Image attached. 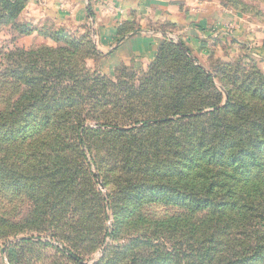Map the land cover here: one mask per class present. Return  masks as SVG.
I'll return each mask as SVG.
<instances>
[{
	"label": "rangeland",
	"instance_id": "374dc122",
	"mask_svg": "<svg viewBox=\"0 0 264 264\" xmlns=\"http://www.w3.org/2000/svg\"><path fill=\"white\" fill-rule=\"evenodd\" d=\"M8 2L17 3L22 9L13 18L0 19V109L16 99L23 89L21 80L11 79L20 90L7 94L9 101H5L7 89L1 81L6 78V66L12 63L9 56L42 47L54 51L72 49L66 40L79 41V68L83 62L90 75L114 85L106 88L109 101H102L95 108L92 102L90 107L81 104L80 113L85 118L80 128L82 143L75 128L67 126L61 131V141L65 143L60 156L57 154L62 159L61 165L53 167L47 162L38 166L45 162L44 156L33 162L27 153V157L21 158L24 163L19 168L28 170L24 174V188L13 190L12 173L4 179L0 176V264H233L237 254L245 258L238 264H264V229L248 241L240 226L233 225L224 233L215 234L220 242L206 241L202 234L213 233L212 227L224 220L219 218L200 232L189 231L191 227L201 226V218L211 211L201 206L196 212L192 198L205 199L208 171L228 175L224 161L234 159L230 156L234 154L230 146H226V155H221L216 148L218 143L206 142L216 149L218 157L221 155L219 158L203 154V146L194 151L196 157L189 150L185 152L183 146L174 145L158 146L157 155L153 139L157 137L154 123L159 119L142 125L144 118L155 115L169 114L167 118L171 120L183 116L171 115L172 111L165 109L176 100H180V110L189 111L188 115L207 114L205 119L211 125L198 128L209 133L216 126L212 121L223 114L208 113L224 106L229 95L232 99L248 98L257 107L264 105L260 96L264 93V56L255 38L264 34V0ZM213 9L238 15L251 30L248 35L252 38L245 35L246 41H238L243 32L235 38L236 32H229L228 36L200 39L201 43L197 44L184 43L177 37L181 30L177 17L195 16ZM103 14L111 16L110 26H116L117 45L140 32L158 34L152 56L134 54L107 65L97 40V22L100 23ZM227 28L236 31L235 26ZM92 45L94 54L90 53ZM86 46L89 53L83 49ZM15 86L11 85L9 91ZM97 86L99 90L94 92L93 99L101 100V84ZM131 90L154 103L142 106L141 99L129 94ZM256 90L258 94L249 98ZM78 92L81 96L88 95L80 88ZM76 93L70 96L78 100ZM213 103L215 106H210ZM34 113L40 115L42 111ZM176 124H169V132L159 127L160 137L170 134ZM17 127L20 129V124ZM2 134L4 130L0 131ZM250 148L263 162L264 139L245 147ZM253 159L247 156V161ZM26 161L30 164L24 167ZM44 167L51 169L49 177L41 172ZM202 171L206 180L197 179L195 183L190 180ZM239 173H235V178L243 180ZM2 181L7 185H2ZM215 189L210 196L218 203L222 199L219 193H214ZM214 213L221 214L218 210ZM177 218L184 219L186 225ZM69 254L77 256L79 261Z\"/></svg>",
	"mask_w": 264,
	"mask_h": 264
},
{
	"label": "trees",
	"instance_id": "16d2710c",
	"mask_svg": "<svg viewBox=\"0 0 264 264\" xmlns=\"http://www.w3.org/2000/svg\"><path fill=\"white\" fill-rule=\"evenodd\" d=\"M16 5L17 3L14 5L9 4L8 0H0V19L13 18L22 9L21 6ZM82 41L85 44L87 43L83 38ZM78 42L77 39L66 40V43L72 49L66 48L64 51H54L48 47H42L21 50L15 55L9 56L12 63L6 66V78L1 81L7 89L5 101L9 99L7 94L11 95V92H19L20 90V86H15L14 81L11 79L21 80L23 84V89L21 93H18L17 98L9 104H4L3 108L0 109V131H5V134L0 136V152L2 153L0 157V176L4 179V177H8L7 174H13V180L10 183L13 190L24 188L22 183L26 180L24 174L28 170L19 169L22 166L21 164L24 163V161H21L22 157L29 155V160L37 162L40 157L44 156L45 162H40L38 166H44L47 162L53 167L61 165L62 159L57 156V154L60 156V152L63 151L65 145L61 141V131L67 126L72 129L75 128L77 139L82 143L80 128L85 120L82 117L83 114L80 113V110H83L82 105L86 104L90 107L92 102V107L95 108L102 101L104 103L109 101L106 99V96H109L106 88L114 84L109 80L90 75V71L83 67V62L82 67L79 68V55L81 54ZM175 46L179 51H182L178 44ZM91 48L90 50L86 46L83 49H87L88 53L90 50V53L94 54L95 47L92 45ZM200 70L205 74L203 68H200ZM7 72H10V74H7ZM206 77L209 78V75H206ZM10 80L11 85L15 86L12 91H9L11 88ZM97 84H101V95H103L101 100L93 99L99 90ZM79 88L86 91L88 95L81 96L78 92ZM72 92H77L78 100L70 96ZM90 92L93 93L90 94ZM252 93L249 98L255 97L258 90ZM129 94L135 99H141L142 106H149L154 103L152 99L142 97L140 92L131 90ZM260 96L264 99V93ZM58 98L61 99L57 103ZM247 100L248 98L232 99L229 95L224 106L208 113L209 115H214L216 112L223 114L222 118L212 121V124L216 126L210 130V133L205 129H200L205 125H211V122L205 119L207 114L188 115L189 111L180 110V100H176L174 102L176 105L174 104L172 107L165 106L166 111H172L171 115L184 114L176 120L167 118L169 114L155 115L142 120L144 126L150 121L159 119V122L154 123V126L157 127V137L153 139L157 155L159 152L158 146L164 145V148H168L170 145H174L176 147L183 146L185 152L191 151L190 155L192 157H196L194 151L200 146L204 147L203 154H209V157L214 155L218 157L216 149L207 146L206 142L218 143L216 148L221 151V155L223 153L226 155L227 145L230 146L231 153L234 152L232 155L229 154L234 159L228 163L224 161L228 175L225 177L218 171L213 173L207 170L210 176L206 178L208 182L204 188L206 190L205 199L201 197L197 201L194 197L192 198L193 206L198 209L196 212L201 209V206H206L207 210L211 211L209 214H204L203 219L201 218V226L191 227L190 232H200L203 228L208 227L213 220L224 219L212 227L214 228L213 233L202 234L208 242H220L215 234L218 232L224 233V230L233 225L240 226L239 230L242 229V234L245 235V239L248 241L251 236L254 237L253 234H260V231L264 229V161L260 162L256 158L253 148L245 149L247 145L256 143L258 139H264V105L257 107L256 102L252 103ZM210 106L214 107L215 104L213 103ZM29 109L31 112H28ZM36 110H41L42 113L40 115L34 113ZM228 114L238 117L229 118L230 115ZM173 122H177V124L176 127L170 129L171 133L160 137L158 128L165 127L166 131L169 132V124ZM17 124H20V129H18ZM53 153L56 154L55 157L52 156ZM247 156L254 157L253 161H247ZM221 159H224V157ZM11 160L14 162H10ZM29 164L26 161L24 167ZM9 165L12 166V169L9 168ZM50 170L48 167H44L41 172L46 173V177H49ZM203 171L197 172L194 177H190V180L194 183L197 179L200 181L206 180L203 178L205 174ZM238 171L243 180L235 178V173ZM1 184L7 185L4 181ZM218 185H221V188ZM214 187L216 188L214 193H219L222 199L218 200V203H214L213 196H210ZM243 191L245 192L244 195H238ZM214 210L220 211L221 214L217 216ZM191 214L195 215L194 213ZM177 219L186 225L184 219ZM252 248L250 247V249ZM69 256L79 261L74 254H69ZM235 259L233 264H238L245 258L242 254H237Z\"/></svg>",
	"mask_w": 264,
	"mask_h": 264
},
{
	"label": "crops",
	"instance_id": "0c3cea01",
	"mask_svg": "<svg viewBox=\"0 0 264 264\" xmlns=\"http://www.w3.org/2000/svg\"><path fill=\"white\" fill-rule=\"evenodd\" d=\"M100 23L97 22V40L99 51L102 54V60L107 61V65L112 62H116L120 59H125L128 56L134 54L142 55H151L157 48V38L159 35H151L144 32L137 33L136 35L131 36L129 39L121 42L119 45L116 43V26H110V15L101 16ZM238 15L233 13H228L223 10H210L204 12L203 14L192 15L185 14L183 16L177 17L176 21H179L181 25V30L178 33V36L184 43L189 41L193 43H201L200 39L214 38L222 35H230L229 32H236L234 38L243 32L242 40L239 38L238 41H246L245 35L250 37L248 26L239 20ZM109 23V24H108ZM227 26H235L236 31L228 30ZM228 30V32H225ZM222 34V35H221ZM261 35V36H260ZM255 35L256 42L258 40L260 53L262 52L264 56V34ZM176 37V36H175ZM247 43V42H244ZM117 47L115 50L113 48Z\"/></svg>",
	"mask_w": 264,
	"mask_h": 264
},
{
	"label": "water",
	"instance_id": "95a60500",
	"mask_svg": "<svg viewBox=\"0 0 264 264\" xmlns=\"http://www.w3.org/2000/svg\"><path fill=\"white\" fill-rule=\"evenodd\" d=\"M178 44L181 46V48H184V47L181 45V42H179ZM184 50H185V49H184ZM185 52H186V50H185Z\"/></svg>",
	"mask_w": 264,
	"mask_h": 264
},
{
	"label": "built area",
	"instance_id": "2783aa9c",
	"mask_svg": "<svg viewBox=\"0 0 264 264\" xmlns=\"http://www.w3.org/2000/svg\"><path fill=\"white\" fill-rule=\"evenodd\" d=\"M233 27V26H232ZM225 32H228V30H226Z\"/></svg>",
	"mask_w": 264,
	"mask_h": 264
}]
</instances>
